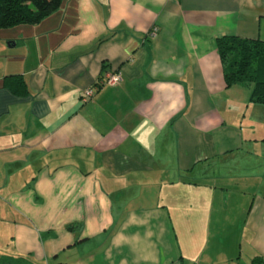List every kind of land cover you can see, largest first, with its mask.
Instances as JSON below:
<instances>
[{
    "label": "crops",
    "instance_id": "0c3cea01",
    "mask_svg": "<svg viewBox=\"0 0 264 264\" xmlns=\"http://www.w3.org/2000/svg\"><path fill=\"white\" fill-rule=\"evenodd\" d=\"M15 27L0 30V264H196L183 242L225 239L229 192L232 207L252 196L237 232L264 257V168L243 126L264 104L225 85L215 45L264 40V0H64ZM110 72L121 81L96 88Z\"/></svg>",
    "mask_w": 264,
    "mask_h": 264
},
{
    "label": "trees",
    "instance_id": "16d2710c",
    "mask_svg": "<svg viewBox=\"0 0 264 264\" xmlns=\"http://www.w3.org/2000/svg\"><path fill=\"white\" fill-rule=\"evenodd\" d=\"M64 0H0V30L19 25H34L58 10ZM223 66L227 87H250V102L264 104V40L239 35H223L215 41ZM101 82L95 83L100 86ZM3 86L24 92L25 81L21 76H5ZM97 88V87H96ZM251 264H264V257L254 255Z\"/></svg>",
    "mask_w": 264,
    "mask_h": 264
},
{
    "label": "rangeland",
    "instance_id": "374dc122",
    "mask_svg": "<svg viewBox=\"0 0 264 264\" xmlns=\"http://www.w3.org/2000/svg\"><path fill=\"white\" fill-rule=\"evenodd\" d=\"M19 28L15 27L12 31L7 32V34H14ZM103 81V80H102ZM260 112L258 115H260V118H256V121L252 120H244L243 126L247 129H250V127L253 128L256 135H258L259 140L256 144H254V150H252V153L254 154L255 160L260 163V166L264 168V106H262V110H259ZM251 182V181H250ZM248 180H245V182L241 183V187H246L247 190H251L252 186ZM255 186L261 185V192L264 193V176L260 178H256L255 181H253ZM233 186V185H232ZM251 193H254V191H250ZM230 193V198L228 197L229 201V207L222 208L221 212H227L228 213V220L229 223L226 225V228H223V237L225 239L223 240H216L213 238H210L209 240L199 237V239L193 240L188 239V241L192 242V245L186 247L185 241L183 242V245H185V253L188 255H192V262L193 260L196 262V264H207L208 256L207 253L209 251L213 252L215 254V264H250L251 258L254 256L253 251L250 249V241L247 237V233H245L247 239H243V241H239V235L237 230L239 229L238 221L242 218V216H246L248 214L249 206L251 197L248 194V200L246 202L240 203V206H244L241 208L232 207L231 200H236L241 202L242 200L233 192ZM238 193V192H236ZM240 194V193H239ZM224 200V197L216 196L215 200ZM216 206H218V210L220 211L221 208L219 207L217 202H214ZM245 204V205H243ZM216 210V209H213ZM201 211L200 213H202ZM244 215H243V213ZM215 217V215L213 216ZM192 219V220H190ZM200 215L194 214L190 217H188L186 220V225L183 224L188 231L192 229V224L198 225L200 222ZM237 221V222H236ZM207 222L203 223V226L205 227ZM219 226H221L219 224ZM239 231V230H238ZM194 234V233H193ZM241 244V245H240ZM226 255L228 261L224 262V256Z\"/></svg>",
    "mask_w": 264,
    "mask_h": 264
},
{
    "label": "built area",
    "instance_id": "2783aa9c",
    "mask_svg": "<svg viewBox=\"0 0 264 264\" xmlns=\"http://www.w3.org/2000/svg\"><path fill=\"white\" fill-rule=\"evenodd\" d=\"M157 33V28L153 27L149 32L150 36H154ZM121 81L120 74L115 72H110L105 75V78L102 81L103 85L115 86ZM85 98H90L93 95V87H89L85 90Z\"/></svg>",
    "mask_w": 264,
    "mask_h": 264
}]
</instances>
